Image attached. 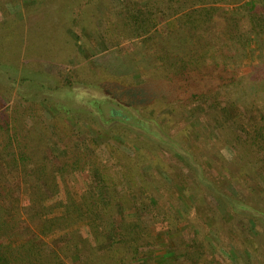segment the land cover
<instances>
[{"label":"rangeland","instance_id":"374dc122","mask_svg":"<svg viewBox=\"0 0 264 264\" xmlns=\"http://www.w3.org/2000/svg\"><path fill=\"white\" fill-rule=\"evenodd\" d=\"M43 1L0 0V30L7 33L5 38L0 37V96L3 99L0 120L18 118V114L23 113L22 108L15 110L14 106L16 102H20L23 108L29 105L21 97L27 98V101L34 98V93L40 95L35 97L36 104L33 105L38 117L36 125L29 118L22 122L28 133H24L25 128L13 130L11 127L6 132H0V155L5 148L8 153L13 151L8 136L15 135L13 138L22 141V146L18 148L32 152L34 158L40 156L51 162L49 168L54 165L57 194L46 204L51 209L50 216L63 214L61 204L66 202L69 193L78 201L89 192L103 193L108 201L109 190L112 189L115 201L120 205L125 203L124 211H120L124 214L123 218L136 222L140 214L147 224L146 229H150V237L139 241V248L134 245L118 253L124 262L121 260L116 264H247L248 259L251 264H264V172L258 181L241 176L237 165L230 163L235 151L229 145L223 146L219 124L211 115L206 114L202 107H192L185 115H180L176 123L161 117L162 131L168 130L176 144L169 146L144 130L125 128L117 122L105 124L97 108L87 102L85 94L88 92L98 98L114 94L112 91L118 88L121 90L119 94L127 93V87L133 80L119 81L117 74L101 73L97 61L103 59L112 63L115 57L122 55L131 60L133 52L147 51L150 41L146 36L133 37L118 16L122 11L127 13L137 9L145 0H96L91 6L90 0H74V15L86 13L85 17H80L82 27L76 28L78 32L74 29L76 34H64L58 29L59 25L55 30V18L60 28L64 26L61 20L67 18V3L54 0L52 8L44 7ZM218 1L228 10L246 2H264ZM86 3L88 6L84 7ZM178 17L171 16L158 24L159 33L165 35L176 30L179 27ZM52 19L54 26L51 27L49 23ZM84 25L87 28H83ZM252 43L255 44L251 42L250 49L256 47ZM256 59V54L247 57L245 64H256ZM13 61L17 63H11ZM8 69L11 70L7 72ZM142 69L145 71L147 66L142 65ZM44 70L49 71L51 76L43 78L41 71ZM9 75L16 79V83L7 79ZM139 77L135 76L134 82L142 81ZM39 79L46 86L35 89L31 84L38 85ZM53 83L56 91H48L52 94L50 97L43 96V91ZM70 83L74 94L77 93L74 108L70 105ZM100 85H106L112 91L108 92ZM259 87L264 91V83ZM228 114L234 116L235 111H228ZM239 120L247 123L241 116ZM177 152L183 157L191 152L198 160L207 157L210 165L200 161L205 165V173H210L209 178H218L221 187H226L228 181L225 177L231 173L234 177L227 186L230 193L235 196L241 194L239 197L250 207L261 209L259 216L263 223L255 224L259 216H252L249 212L234 210L232 215L229 214L225 198L211 196L204 199L201 191L205 186L196 182L191 167ZM72 163H76V170H58ZM101 175L112 184L111 188L101 182ZM91 176L98 181V188L90 184ZM6 178V184H0L2 191L9 194L10 204L22 206V201L29 199L31 192L26 181L32 180V177L27 179L20 169L13 168ZM151 193L156 198L161 197L158 205L143 204L147 196L151 199ZM181 193L184 195L183 204L179 197ZM155 214L159 216L152 221ZM247 216L252 226L248 229L244 222H240ZM165 218L170 219L166 221ZM164 254L165 260L162 258Z\"/></svg>","mask_w":264,"mask_h":264},{"label":"trees","instance_id":"16d2710c","mask_svg":"<svg viewBox=\"0 0 264 264\" xmlns=\"http://www.w3.org/2000/svg\"><path fill=\"white\" fill-rule=\"evenodd\" d=\"M204 1L145 0L137 9L119 13L118 16H121L133 37L144 35L150 41L147 51L133 52L131 60L122 55L120 58L115 57L112 63L103 59L97 61L101 73L117 74L119 81L133 80L127 87L126 94H119L120 88L112 91L106 85L100 86L114 94L103 98L95 97L91 92L84 94L88 104L97 108L105 124L117 122L125 125V128L128 126L144 130L169 146L176 144L168 130L162 131L164 126L160 124L161 117L176 123L177 118L185 115L192 107H202L219 124L223 146L229 145L235 151L230 163L237 165L242 177L248 176L253 181H258L264 172V91L259 90L260 84L264 83V2H246L228 10L220 6L218 0ZM72 2L74 0H64L67 3V18L61 20L64 22L62 28L54 19L55 30L59 25L58 29L64 31V34H76L74 29L78 32V27H82L80 17L86 15L83 12L74 15ZM96 2L90 0L89 6ZM42 5L53 8L55 3L54 0H44ZM86 6L87 3L84 4ZM176 15H179V27L161 35L158 24ZM54 20H50L51 27ZM84 27L87 28V25ZM6 35L4 30H0L1 38ZM251 42H255L252 44L256 47L250 49ZM255 54L256 64H245V58H251ZM54 60L55 58L52 63ZM142 65L147 66L145 71ZM9 70L11 69L7 72ZM44 71H41L43 78L51 76L49 71ZM135 76H140L142 81L134 82ZM7 79L12 82L16 80L10 75ZM70 85L72 88L71 83ZM31 86L39 89L46 85L40 80L38 85L36 83ZM51 90L56 91L54 83L42 95L50 97L52 94L48 91ZM74 93L73 88L70 89L72 108L77 95ZM33 96L27 101V98L21 97L29 104L25 108L20 102L14 104L15 110L22 108L23 113L20 112L18 118L0 120V132L8 131L9 127L24 130L22 122L29 118L36 125L38 117L33 105L36 104L35 97L40 95L34 93ZM47 97L45 100L49 102ZM99 102L101 105H98ZM2 105L3 99L0 96V108ZM228 111H235V115L230 116ZM239 116L247 123L241 122ZM27 129L25 128L24 133H28ZM14 136H8L13 151L8 153L5 148L0 155V184H6L7 173L17 168L27 179L32 177V180L26 181L30 184L31 192L29 199L22 201V206L12 205L8 201L9 194L4 193L0 186V264H116L121 260L124 262V258L121 259V255H118L119 252H125L124 248H132L134 245L139 248V241L146 239V236L150 237V229H146L147 224L140 214L136 222L123 218L124 214L120 211H124L125 203L120 202V205L115 201L112 189L109 190L111 195L108 201L103 193L89 192L79 201L69 193L66 202L61 204L63 214L50 216L51 209L46 204L57 194L54 165L50 169L51 162L40 156L34 158L35 155L30 151L27 153L25 149L22 151L18 148L19 145L22 146L21 139L13 138ZM177 153L191 167L196 182L205 186L201 191L204 199L211 196L225 198L231 215L234 210H241L252 216H259L261 209L250 207L247 201L239 197L241 194L235 196L230 193L227 186L234 177L231 173L225 177L228 181H225L226 187H221L218 178H209L210 173H205L204 163H211L207 157L198 160L191 152L188 155L184 152L185 157ZM58 170H76V163L66 164ZM89 180L92 186L98 188V181L94 176L89 177ZM107 180L101 175V182L111 188L112 184ZM150 196L151 199L145 197L146 202L143 204L158 205L161 197L156 198L153 193ZM179 197L183 204L184 195L181 193ZM157 216L159 215L155 214L152 221L157 220ZM247 217L240 220L244 222L246 229L252 227L249 225L250 217ZM168 219L165 218L166 221ZM257 221L255 224L263 223L260 216ZM79 225L85 226L82 228ZM59 232L58 236L49 238ZM256 243L258 244L257 240ZM165 256L164 254L162 257L164 260ZM247 264H251L250 259Z\"/></svg>","mask_w":264,"mask_h":264}]
</instances>
